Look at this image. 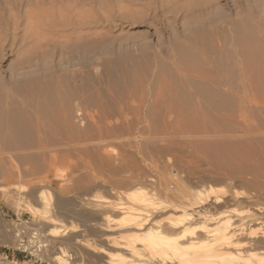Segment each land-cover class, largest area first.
I'll use <instances>...</instances> for the list:
<instances>
[{
  "label": "rangeland",
  "instance_id": "rangeland-1",
  "mask_svg": "<svg viewBox=\"0 0 264 264\" xmlns=\"http://www.w3.org/2000/svg\"><path fill=\"white\" fill-rule=\"evenodd\" d=\"M243 125L252 135H242ZM131 135L140 152L113 142ZM248 147L264 148V0H0V264H54L58 245L23 204L40 189L60 201L96 176L126 184L122 177L151 172L154 161L204 170L216 150ZM258 191L263 206L264 175ZM246 206L232 207L253 211ZM14 224L25 229L22 243ZM33 232L46 244L41 253ZM78 251L83 260L73 264L99 258L87 244Z\"/></svg>",
  "mask_w": 264,
  "mask_h": 264
},
{
  "label": "bare ground",
  "instance_id": "bare-ground-1",
  "mask_svg": "<svg viewBox=\"0 0 264 264\" xmlns=\"http://www.w3.org/2000/svg\"><path fill=\"white\" fill-rule=\"evenodd\" d=\"M244 66L249 69L251 65L248 62V65ZM249 127L243 125V136L252 135ZM124 128L129 131L130 125ZM194 132L201 138L226 136L222 131ZM238 135L234 133L231 137L236 138ZM132 136H115L113 142L137 151V138ZM102 143L104 141L99 140L92 144ZM108 143H105V147L110 146ZM202 144L205 146L201 142L200 145ZM206 146L209 147V144ZM202 148L206 150L207 147L201 146V150ZM256 148L254 147L253 151L248 147L249 152L233 149L234 151L223 153L218 152V149L213 163L209 154H205L204 158L206 161L210 159L211 163L207 162V169L204 170L193 167L194 162L192 164L190 161L186 167L177 168L171 163L162 164V167L160 165V169L154 161L151 166L146 164V169L151 172L136 168L137 174L122 177L123 180L121 178L120 181L126 184L112 181L114 176L111 180H101L94 176L91 187H87L80 194L50 202L49 191L40 189L34 200L26 199L23 203L26 206L22 205L32 214L39 216L46 225L45 236L48 241L58 245L57 252L52 257L54 264H73L74 259L82 261V253L78 251L80 244H87L94 254L99 255V258H95L96 255L94 257L93 254V257H90L97 260L95 264H264V205L260 206L255 201L260 178L264 175V148L262 153L257 152L258 146ZM198 149L200 151V148ZM199 151L198 155L202 152ZM105 161L111 165L110 160ZM184 168L190 172L189 174L187 171L189 178L185 169L184 176L188 178L186 180L181 176V170ZM120 170V176H125L127 170L125 175L122 168ZM205 173L214 174L213 177L216 176L218 181L208 180V177L204 176ZM220 184L226 185L224 187L227 189L223 190ZM242 187L249 188L248 192H242ZM25 191L26 188L20 189V194ZM23 196L22 199L26 198ZM242 201L248 207H253V211L248 209L247 213H242L232 207ZM56 213H59L61 218L77 220L79 224L70 221V225H60L61 220L56 218ZM12 230L15 232L14 239L22 243L25 229L14 224ZM3 232L5 233L0 230V233ZM37 234H31L30 242L35 249L33 252L41 253L46 244L42 243ZM85 234L91 238L85 239ZM4 243L5 240L0 234V244ZM71 252L77 257L73 258ZM92 259L90 262H93Z\"/></svg>",
  "mask_w": 264,
  "mask_h": 264
},
{
  "label": "crops",
  "instance_id": "crops-1",
  "mask_svg": "<svg viewBox=\"0 0 264 264\" xmlns=\"http://www.w3.org/2000/svg\"><path fill=\"white\" fill-rule=\"evenodd\" d=\"M0 251H1L2 253H5V250H3V249H0Z\"/></svg>",
  "mask_w": 264,
  "mask_h": 264
}]
</instances>
